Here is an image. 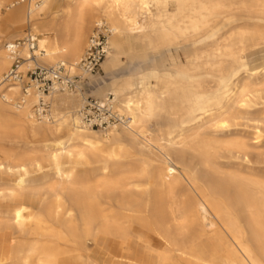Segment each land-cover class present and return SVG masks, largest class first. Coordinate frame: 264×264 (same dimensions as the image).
<instances>
[{"label": "bare ground", "instance_id": "obj_1", "mask_svg": "<svg viewBox=\"0 0 264 264\" xmlns=\"http://www.w3.org/2000/svg\"><path fill=\"white\" fill-rule=\"evenodd\" d=\"M5 1L0 264H264V126L238 129L264 110V0ZM93 23L110 81L91 93L126 125L82 119L101 78L78 65ZM28 33L20 69L62 63L74 90L3 79L6 44ZM136 52L150 56L112 75Z\"/></svg>", "mask_w": 264, "mask_h": 264}, {"label": "built area", "instance_id": "obj_2", "mask_svg": "<svg viewBox=\"0 0 264 264\" xmlns=\"http://www.w3.org/2000/svg\"><path fill=\"white\" fill-rule=\"evenodd\" d=\"M23 47L28 50L33 57L32 59L35 60V52L37 50L36 35L28 33L24 38L6 44V51L12 62L4 74L3 79L5 81H22L24 83L23 71L20 69L23 61L20 56V49ZM107 49L106 26L104 24H96L87 40V47L78 63L79 67L84 72L96 73L100 67V62L106 55ZM25 72L28 81L24 86L33 83L40 95L47 94L55 89L66 88L74 90L76 88V77L67 75L62 63L53 66H43L34 62ZM39 106L45 112L48 108V103L40 97ZM81 114L83 121L92 128L105 129L114 125H126L129 121V118L116 110L112 94H108L102 102L88 96L81 109Z\"/></svg>", "mask_w": 264, "mask_h": 264}, {"label": "rangeland", "instance_id": "obj_3", "mask_svg": "<svg viewBox=\"0 0 264 264\" xmlns=\"http://www.w3.org/2000/svg\"><path fill=\"white\" fill-rule=\"evenodd\" d=\"M10 1H13V0H6L4 2L3 11H7V10H5V6ZM62 5H63L62 0H54L53 7L55 9H59ZM94 26H95V24L93 23L90 27V30L88 31V33L86 35V42H87L91 32L93 31ZM20 30L24 33L27 32V25L24 24ZM149 56H150L149 54L145 55L142 52H136L131 58L123 57L122 65L116 71L112 72V75L120 76V75L128 73L131 69H133L139 65H143ZM96 73H99L101 75V78H98L97 80H95L91 84H83V89L89 93V95H88L89 97H93V98H95V97L91 92L94 89H96L100 86H103L105 83L110 81V75L104 73L100 67ZM96 73H94V74H96ZM23 80H24L23 84L25 85V83L28 81V79L26 78V72H24V71H23ZM263 115H264V110L260 106L255 107L254 109H252V112L249 115V117H250L249 121L240 120L241 125L238 127V129L242 133L251 132L253 130V126H255V125H258L263 129L264 124H262V121L260 120V118ZM253 152H254V155L256 153H261L262 156L264 157V139L261 141L259 147H256L255 149H253Z\"/></svg>", "mask_w": 264, "mask_h": 264}]
</instances>
